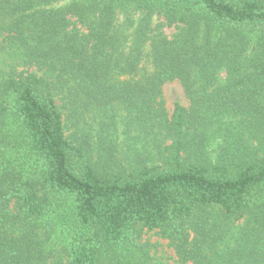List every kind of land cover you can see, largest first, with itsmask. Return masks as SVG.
<instances>
[{"label":"trees","instance_id":"1","mask_svg":"<svg viewBox=\"0 0 264 264\" xmlns=\"http://www.w3.org/2000/svg\"><path fill=\"white\" fill-rule=\"evenodd\" d=\"M0 38V264H264V0H0Z\"/></svg>","mask_w":264,"mask_h":264},{"label":"rangeland","instance_id":"2","mask_svg":"<svg viewBox=\"0 0 264 264\" xmlns=\"http://www.w3.org/2000/svg\"><path fill=\"white\" fill-rule=\"evenodd\" d=\"M139 12V10H136ZM137 16V15H136ZM162 18H155L154 21H160ZM162 32L170 36L177 32L175 27H162ZM1 39V38H0ZM3 53H0V59L2 58ZM21 69L22 67H18ZM29 71L35 70L33 67L28 68ZM225 79V73L222 71L218 75L219 83L223 82ZM161 99L163 100L165 109L169 114H171L174 105L176 103L188 107L189 100L185 96V93L182 89L181 84L177 80L166 82L162 85ZM118 158L122 161L130 162L132 158L134 159L137 151H141L149 147V141L143 137L137 130L131 126H126L123 119L118 118L117 122V131L114 136ZM126 159V160H125ZM69 216V215H68ZM65 228L64 226H60ZM57 226L56 235L61 236L59 239L62 241V244H67L69 240L68 231H63ZM64 233H61V231ZM66 230V229H65ZM141 243H147L150 247L151 254L153 256L154 264H179L177 257L175 255L174 249L170 245L169 241L163 238L156 230L155 231H146L144 230L140 238ZM191 264V263H188Z\"/></svg>","mask_w":264,"mask_h":264}]
</instances>
